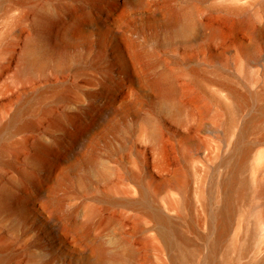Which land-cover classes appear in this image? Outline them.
<instances>
[{
  "label": "rangeland",
  "instance_id": "rangeland-1",
  "mask_svg": "<svg viewBox=\"0 0 264 264\" xmlns=\"http://www.w3.org/2000/svg\"><path fill=\"white\" fill-rule=\"evenodd\" d=\"M136 1L0 0V126L20 107L37 126L24 138L16 133L20 123L0 133V150L13 149L8 154L12 164L0 162V248L11 256L7 264H32L34 254L42 259L37 264H84L61 262L50 252L57 239L40 240L32 209L57 222L51 232L70 244L82 242L65 224H88L91 237L123 256L114 264H191L179 259L183 244L177 233L164 234L157 212L168 214L187 249L198 252L196 264H264V0ZM164 3L193 8L183 32L180 26L154 29L156 22L161 25ZM83 9L89 15L79 43L56 48L52 32ZM117 32L153 50L152 71L174 75L178 94L163 106L148 98L144 66L131 74L114 65ZM23 54L37 59L32 81L16 78ZM110 93L122 100L119 112L129 114L110 135V145L100 146L108 160L106 179L93 171L90 181L73 180L68 194L56 190L62 206L46 196L32 197L29 225L14 201L33 174L43 173L34 140L68 146L71 122L96 114ZM54 95L60 98L51 102ZM180 106L193 107L195 118L186 122ZM137 108L139 115L151 116L158 141L143 138L131 115ZM233 166H239L237 205L214 251ZM131 172L140 176L135 208L113 197L132 192ZM81 248L88 250L84 244Z\"/></svg>",
  "mask_w": 264,
  "mask_h": 264
},
{
  "label": "bare ground",
  "instance_id": "bare-ground-1",
  "mask_svg": "<svg viewBox=\"0 0 264 264\" xmlns=\"http://www.w3.org/2000/svg\"><path fill=\"white\" fill-rule=\"evenodd\" d=\"M136 2H140V0ZM190 9L193 8L190 7L188 9L185 5L164 3L161 25L159 23L158 25L156 22L154 29L161 26L168 30H173L175 27L180 26L179 30L183 32L185 28L189 26V20H191L195 14L194 10L192 11L194 14H192ZM42 11L45 12L44 9H42ZM88 15L86 9L78 11V13H72L67 22H61L59 26L56 27V30H52L54 46L59 49H69L78 44L79 34L83 32L84 19ZM115 36L117 41L113 43L114 65L121 66L123 70L131 74L138 70L139 67L144 66L148 74L147 80L144 82L147 86L148 98L153 104L157 100V103L163 106L166 98L178 94V87L174 75L170 71H155V69L152 71L156 64L149 60L154 56L153 50L150 51L147 47L140 46L135 41L126 38L121 32H117ZM24 55L25 54L21 55L19 58V70L16 74V78L18 81H32L29 79H32L31 77L35 72L37 66L35 62L37 59L35 60V58L26 57V55ZM53 98L54 100L51 102H55L60 96L54 95ZM118 104L121 105L122 100L117 98L115 94L110 93L102 104L99 105L97 113H91L95 118L89 114L86 117L73 120L67 133L66 138L68 146L66 147L60 144L58 146H52L40 139L34 140L32 146L33 151L39 165L43 167V173L33 174L24 192L16 197L14 201L16 210H18L21 217L24 218V221H27L29 225L32 224L29 220L30 211L28 206L32 197L46 196L50 198H48L50 203L62 206V200L57 199L55 196L56 190H61L68 194L72 190L73 180L82 176L85 181H90V172L93 171H96L99 176L106 179L107 173L104 168L108 166V160H105V156L100 153V146L102 144H104L105 147L110 145V142H112L110 135L121 127L126 116L129 114L127 112L121 114L118 109ZM136 107H138V105H136ZM179 108L184 110L186 122L195 118L196 114L193 107L180 106ZM165 109L167 111H172V108H170L168 104H165ZM25 110L26 109L22 107L16 110L10 118L0 126V133L7 129L12 123H20L16 133L22 138L26 137L24 136L25 133L37 130V126L32 119L24 118L23 115ZM138 111L140 110L137 108L131 115L140 123L143 138L157 140L158 138L156 139L155 137L154 122L151 120V116L149 113L139 115ZM138 115L140 117L139 119ZM12 150V147L9 145L4 146V149L0 150V162L11 165L12 159L8 154ZM238 170L239 166L232 168L228 179L225 181V203L218 214L222 218V224L220 225L219 235L216 237L217 239L214 243V251L217 246L220 245L236 209L237 196L235 197V190L238 186ZM129 176L135 182V185L132 186V192L127 195L118 194L113 197L115 198V203L135 208L138 207V203L140 202L138 199V177L140 178V176H138L136 172H131ZM242 193L243 191H240L239 194L241 195ZM242 195H244V193ZM1 211L2 208H0V212ZM31 215L32 218L40 224L39 226L32 225V227L37 230L40 240L45 242L47 240L53 241L57 239L58 244L50 243V241L48 243H50V247L52 248L50 252L56 253L57 257H60L59 260L61 262L66 263L78 259L84 264H114L115 261L123 257L119 252H116L118 250H111V247L108 246L109 244L106 245L102 239L91 237L88 224L70 221L65 224L76 230L78 240L88 247V250L84 251L83 248H81L83 245L82 243L70 244V241L68 242L64 238H61V234L59 237H56L55 234L53 235L54 232H51L50 228L57 227V222L52 223L50 220L48 221L42 218L40 209H32ZM89 216L95 217V214L91 213ZM156 218L159 223L164 226V234H171L170 232L177 233L178 240L183 244L181 245L179 259L183 262L196 264L195 260L198 257V252L193 250L189 251L187 249V241L180 235L177 228L171 225V217L166 213L157 212ZM47 230L49 233H47ZM40 231H43L44 234H41ZM75 239L76 237L73 238V243H76ZM73 245L78 246L73 248ZM78 247H80V249ZM76 252H79V256L81 257L75 256ZM128 252L130 256L134 254L133 249H128ZM39 258L41 257L34 254L32 264L40 263V261L42 262V259L40 260ZM10 259V254H8L5 249L0 248V264H7Z\"/></svg>",
  "mask_w": 264,
  "mask_h": 264
}]
</instances>
